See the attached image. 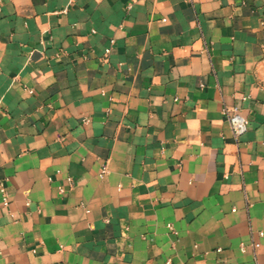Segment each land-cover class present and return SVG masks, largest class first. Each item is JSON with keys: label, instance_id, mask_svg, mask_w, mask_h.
<instances>
[{"label": "crops", "instance_id": "crops-1", "mask_svg": "<svg viewBox=\"0 0 264 264\" xmlns=\"http://www.w3.org/2000/svg\"><path fill=\"white\" fill-rule=\"evenodd\" d=\"M260 232L264 0H0V264H264Z\"/></svg>", "mask_w": 264, "mask_h": 264}, {"label": "built area", "instance_id": "built-area-1", "mask_svg": "<svg viewBox=\"0 0 264 264\" xmlns=\"http://www.w3.org/2000/svg\"><path fill=\"white\" fill-rule=\"evenodd\" d=\"M110 49H106V53H109ZM223 115L226 117V119L229 121L232 131H233V136L235 141L239 142V140L247 133L248 128H249V121L246 117H244L241 114V111L238 108H233V107H228L225 106L223 109ZM108 173V171L105 169L103 170L101 176H104ZM1 193L3 196V204L5 206H8V198L7 194L5 191L4 187H1ZM169 229L176 233L174 227L172 224L168 225ZM260 236H264V232L259 233ZM254 249L259 248L260 244L254 243L253 245ZM245 247H243V250Z\"/></svg>", "mask_w": 264, "mask_h": 264}]
</instances>
